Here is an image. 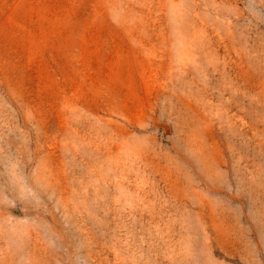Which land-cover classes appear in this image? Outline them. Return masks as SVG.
<instances>
[{"label": "rangeland", "instance_id": "374dc122", "mask_svg": "<svg viewBox=\"0 0 264 264\" xmlns=\"http://www.w3.org/2000/svg\"><path fill=\"white\" fill-rule=\"evenodd\" d=\"M0 264H264V0H0Z\"/></svg>", "mask_w": 264, "mask_h": 264}, {"label": "bare ground", "instance_id": "6f19581e", "mask_svg": "<svg viewBox=\"0 0 264 264\" xmlns=\"http://www.w3.org/2000/svg\"><path fill=\"white\" fill-rule=\"evenodd\" d=\"M19 7H21V6H19ZM18 8V7H17ZM19 11H20V9H18ZM15 13V12H14Z\"/></svg>", "mask_w": 264, "mask_h": 264}]
</instances>
